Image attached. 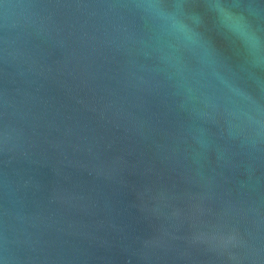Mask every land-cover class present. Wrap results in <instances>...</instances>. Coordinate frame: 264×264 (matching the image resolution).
Listing matches in <instances>:
<instances>
[{"label": "water", "instance_id": "95a60500", "mask_svg": "<svg viewBox=\"0 0 264 264\" xmlns=\"http://www.w3.org/2000/svg\"><path fill=\"white\" fill-rule=\"evenodd\" d=\"M264 0H0V264H264Z\"/></svg>", "mask_w": 264, "mask_h": 264}, {"label": "bare ground", "instance_id": "6f19581e", "mask_svg": "<svg viewBox=\"0 0 264 264\" xmlns=\"http://www.w3.org/2000/svg\"><path fill=\"white\" fill-rule=\"evenodd\" d=\"M219 20L220 24L226 27L232 35L242 41V45L245 52L247 53V57L248 55L250 57V49L255 53L251 59V62H253L257 67H260L261 70V64L264 60L261 54L257 51L259 39L253 33H249V31L246 29L242 15H234L233 12L224 10ZM261 79L264 90V79L263 77Z\"/></svg>", "mask_w": 264, "mask_h": 264}]
</instances>
